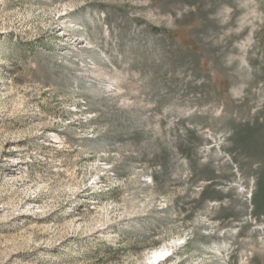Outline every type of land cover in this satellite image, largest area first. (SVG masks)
Instances as JSON below:
<instances>
[{"label": "rangeland", "instance_id": "1", "mask_svg": "<svg viewBox=\"0 0 264 264\" xmlns=\"http://www.w3.org/2000/svg\"><path fill=\"white\" fill-rule=\"evenodd\" d=\"M0 264H264V0H0Z\"/></svg>", "mask_w": 264, "mask_h": 264}, {"label": "bare ground", "instance_id": "2", "mask_svg": "<svg viewBox=\"0 0 264 264\" xmlns=\"http://www.w3.org/2000/svg\"><path fill=\"white\" fill-rule=\"evenodd\" d=\"M160 250V249H159ZM159 253H155V256L154 257H150V260L151 259H156L157 261H164V259L166 258V256H164V254L165 253H168V252H170V250L169 249H167V248H163L162 250H160V251H158ZM163 257V258H162ZM161 258V259H160ZM166 260V259H165Z\"/></svg>", "mask_w": 264, "mask_h": 264}]
</instances>
